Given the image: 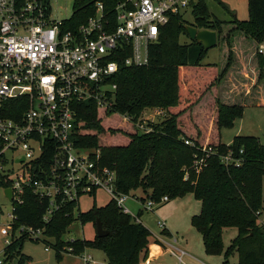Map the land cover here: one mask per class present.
Returning <instances> with one entry per match:
<instances>
[{
    "label": "trees",
    "instance_id": "1",
    "mask_svg": "<svg viewBox=\"0 0 264 264\" xmlns=\"http://www.w3.org/2000/svg\"><path fill=\"white\" fill-rule=\"evenodd\" d=\"M126 1L74 0L73 16L67 20L66 31L77 30L95 16L97 3L113 19L116 8ZM248 6V20L234 17L226 21L212 14L206 0H190L193 22L186 20L185 15H172L169 23L160 28L158 41L149 47L147 66H121L117 74L106 80V85H116L114 95L107 93V105L89 100L75 106L74 144L101 151V166L117 172L119 194L128 196L142 187L146 192L150 190L149 198L154 200L167 196L170 201L192 195L201 202L200 213L192 217L191 224L201 235L207 255L229 258L237 254V264H264V230L257 222L263 204L264 144L255 136H237L226 146L219 138L222 128L232 126L242 116L246 102L264 107V55L257 52L264 43V0H248ZM187 25L217 32V46L223 55L221 63L205 64L209 51L202 44L181 43L182 36L189 38ZM235 66L249 69V88L237 98L223 93L220 99L219 84H224ZM154 108L165 109L167 117L159 124L149 123L148 132H138L142 113ZM115 117L123 126L106 125L105 120ZM205 118L210 120V129L216 128L214 139V132L206 135L198 122ZM123 134L127 136L123 144L103 143ZM185 141L199 148L212 146L217 155L208 158L206 166L197 171L193 168L195 149ZM230 150L235 157L242 158L239 167L222 164L219 155ZM49 158L47 155L43 159L45 166L50 163ZM0 186L7 188L10 183L2 177ZM48 206L47 198L27 190L23 203L13 210L14 229L20 226L41 229L44 234L41 240L52 239L61 252L78 255L88 248L102 250L109 264H140L148 258L152 233L143 223L124 214L114 199L104 207L86 212L67 203L46 223L43 217ZM142 215L143 212L138 213L139 218ZM97 219L109 231L108 236L63 240L75 221L82 225L93 223L96 229ZM228 228L237 229L238 234L225 249L223 233ZM26 237L31 238L25 233L20 240L7 245L4 263L15 253L20 263L28 259L18 249Z\"/></svg>",
    "mask_w": 264,
    "mask_h": 264
},
{
    "label": "built area",
    "instance_id": "2",
    "mask_svg": "<svg viewBox=\"0 0 264 264\" xmlns=\"http://www.w3.org/2000/svg\"><path fill=\"white\" fill-rule=\"evenodd\" d=\"M96 6L95 16L77 30L66 31L67 20L52 17L51 0H0V158L18 165V169L14 165L0 174V184L2 177L10 183L5 190H12L13 210L23 203L27 190L47 198L46 223L67 203L80 207L82 196H95L98 190L108 193L124 214L142 223L125 206L126 195L118 193L117 172L101 166V151L75 146V106L89 100L107 105V93L114 95L116 85H106V80L121 66H147L149 47L158 41L160 28L172 15L191 11L190 0H127L116 8L112 19L101 3ZM257 52L264 55V43ZM185 143L195 149L193 168L197 171L217 155L212 146ZM47 155L50 163L45 166ZM219 157L227 166L242 164V158L231 150ZM135 200L142 205L140 212L169 202L167 196ZM11 218L15 220L14 214ZM158 226L167 229L165 222L159 221ZM20 227L32 239L44 237L41 229ZM0 234L13 237L14 224L3 227ZM159 246L162 256L169 254L178 264H187L186 252ZM83 262L91 264L88 257ZM141 264L172 263L148 257Z\"/></svg>",
    "mask_w": 264,
    "mask_h": 264
},
{
    "label": "rangeland",
    "instance_id": "3",
    "mask_svg": "<svg viewBox=\"0 0 264 264\" xmlns=\"http://www.w3.org/2000/svg\"><path fill=\"white\" fill-rule=\"evenodd\" d=\"M209 10L215 17L221 20H231L236 17L239 20L249 19V6L248 0H206ZM73 4L74 0H51L52 17L55 20H69L73 16ZM185 19L189 22H193V16L191 12L185 14ZM182 44H187L190 39L182 36L180 39ZM256 59V57H254ZM223 61L222 51L219 46L210 49L205 64H219ZM256 61V60H255ZM223 82L219 84L218 97L223 99ZM249 101L246 102L244 112L241 117L234 121V124L230 127H224L220 131V141L230 146L232 141L237 136H255L258 137L264 144V107L251 106ZM167 117V111L161 108L147 109L142 113L140 119V125L138 132L149 131L147 125L149 123H161ZM106 125L123 126L118 118L105 120ZM199 124L204 128L206 135L214 134L212 138L217 137L216 128L210 129V120L205 118ZM188 133H192L190 130ZM114 136L104 140V144H116L124 143L126 141V135ZM215 144V142L213 143ZM16 155H21L20 152ZM9 158V153H7ZM0 158V174L7 172L14 166L18 169V165L14 164L11 159L3 160ZM184 171L187 168L183 169ZM263 186V204L261 209V215L257 219L258 224L264 230V174L262 178ZM94 195V194H93ZM93 195L82 196L79 200L80 211L86 212L94 207H104L112 201L113 197L103 190H98ZM151 197L150 190L147 192L142 188L134 189L126 196L125 206L135 215L142 210L141 203H137L135 198L141 200H148ZM142 202V201H141ZM201 210V202L197 201L192 195H187L184 198H176L164 203L161 206L156 207L153 211H145L141 216V221L152 233V239L149 248L154 252V244L161 245L164 249H173L175 251L181 250L188 255L185 257L187 264H237L238 256H209L205 253L204 245L201 235L192 226L191 219L193 216L198 215ZM0 231L3 227L14 224L11 215H13V203L9 200L5 194V188L0 186ZM165 222L167 225L166 231L158 226V222ZM21 227L14 229V235L3 237L0 234V259H4V251L7 247L6 240L10 243L20 240ZM238 231L235 228H228L224 230L223 240L225 249H227L232 240L237 236ZM96 236V229L93 223H87L82 225L79 221H75L69 228L63 240L69 241L73 239H87L93 240ZM159 240H158V239ZM156 242H155V241ZM176 240V241H175ZM9 243V244H10ZM50 243V244H48ZM54 241L47 239V241H37L32 238H24L18 249L21 255L28 257L23 263H20L18 254L15 253L13 257L7 260L4 264H84L83 258L88 257L91 260V264L95 261V264H109L104 251L99 249L88 248L83 254H70L66 252L58 251L54 247ZM149 257V256H148ZM146 260V259H145ZM143 262V261H142ZM141 262V263H142ZM158 263H172L178 264L175 257L166 254L158 261ZM140 263V264H141Z\"/></svg>",
    "mask_w": 264,
    "mask_h": 264
},
{
    "label": "crops",
    "instance_id": "4",
    "mask_svg": "<svg viewBox=\"0 0 264 264\" xmlns=\"http://www.w3.org/2000/svg\"><path fill=\"white\" fill-rule=\"evenodd\" d=\"M251 72V71H250ZM252 73V72H251ZM249 69H242L235 66L234 71L228 76V79L223 84V93L226 96L237 98L243 91L248 90L249 82L251 79ZM264 103V99H263ZM140 212V210H139ZM138 215V214H137ZM160 250L156 249L154 252L149 248V257L154 261H158L162 258V248L158 244H154Z\"/></svg>",
    "mask_w": 264,
    "mask_h": 264
},
{
    "label": "water",
    "instance_id": "5",
    "mask_svg": "<svg viewBox=\"0 0 264 264\" xmlns=\"http://www.w3.org/2000/svg\"><path fill=\"white\" fill-rule=\"evenodd\" d=\"M187 34L189 36L190 41L198 42L203 45L205 51H209L217 47L218 45V34L216 31L212 30H199L195 26L187 25L186 26ZM24 158L20 159L19 162H23ZM5 194L9 200H12V190L6 189ZM109 235V231L103 228L102 222L100 219L96 221V236L98 237H106Z\"/></svg>",
    "mask_w": 264,
    "mask_h": 264
}]
</instances>
